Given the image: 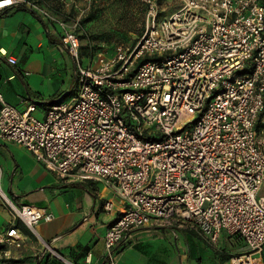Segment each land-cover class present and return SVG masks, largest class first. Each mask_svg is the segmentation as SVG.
Here are the masks:
<instances>
[{"label": "built area", "instance_id": "built-area-1", "mask_svg": "<svg viewBox=\"0 0 264 264\" xmlns=\"http://www.w3.org/2000/svg\"><path fill=\"white\" fill-rule=\"evenodd\" d=\"M134 1L145 7L139 41L113 50L102 45L83 66L76 28L92 0H57L60 14L41 0H0V13L23 7L59 27V49L76 67L73 97L53 105L44 119L34 115V104L20 110L0 94V139L61 177L111 191L119 207L104 237L110 260L130 231L173 220L211 245L223 232L239 237L247 250L228 264H260L264 0H178L169 13L159 0ZM7 61L17 64L11 56ZM1 180L0 168V197L38 236V225L51 222L52 213L16 205ZM103 209L112 213L113 202ZM21 238L14 226L0 231V261L11 258Z\"/></svg>", "mask_w": 264, "mask_h": 264}, {"label": "crops", "instance_id": "crops-1", "mask_svg": "<svg viewBox=\"0 0 264 264\" xmlns=\"http://www.w3.org/2000/svg\"><path fill=\"white\" fill-rule=\"evenodd\" d=\"M60 44L59 27L35 13L23 7L0 13V51L7 53L0 54V94L8 105L25 110L34 104V115L44 119L53 105L71 100L76 67ZM8 56L17 64L10 65ZM257 130L264 134V110ZM0 167L1 187L16 205H33L53 215L51 222L38 225V236L34 235L0 197V231L14 226L22 236L19 246L10 249V259L19 264H228L247 250L239 237L225 232L211 245L187 225L157 221L127 233L110 260L104 237L119 201L109 189L94 181L61 177L25 148L1 139ZM260 194L264 196V185ZM107 201L114 205L110 214L103 209ZM43 241L64 260L53 256ZM256 258L264 264V250Z\"/></svg>", "mask_w": 264, "mask_h": 264}, {"label": "rangeland", "instance_id": "rangeland-1", "mask_svg": "<svg viewBox=\"0 0 264 264\" xmlns=\"http://www.w3.org/2000/svg\"><path fill=\"white\" fill-rule=\"evenodd\" d=\"M46 2L54 13H61L57 0ZM179 5L178 0H167L162 7L164 13H169ZM80 6L86 7L84 4ZM87 13L86 22H79L76 28L82 45L80 56L83 66L88 65L90 55L102 45L106 50L119 45L133 46L141 37L145 11L134 0H92Z\"/></svg>", "mask_w": 264, "mask_h": 264}, {"label": "trees", "instance_id": "trees-1", "mask_svg": "<svg viewBox=\"0 0 264 264\" xmlns=\"http://www.w3.org/2000/svg\"><path fill=\"white\" fill-rule=\"evenodd\" d=\"M42 2H44V3H47L46 1L47 0H41ZM167 0H159V4H163V3H165ZM138 3V2H137ZM143 9H144V11H145V7L142 5V4H140V3H138ZM88 13L87 14H85L82 18H81V20H80V22L81 23H85L86 22V20L88 19ZM144 25H145V17H144V20H143V27H142V32H141V36H142V34H143V32H144ZM82 49V48H81ZM99 50H101V48L99 47L97 50H96V52L97 51H99ZM95 52V53H96ZM94 53V54H95ZM93 54V55H94ZM93 55H90V57H92ZM89 57V58H90ZM244 72H247V71H244ZM19 262L20 261H15V260H12V259H7V260H1L0 261V264H19Z\"/></svg>", "mask_w": 264, "mask_h": 264}]
</instances>
